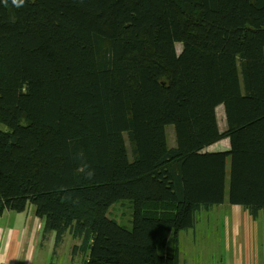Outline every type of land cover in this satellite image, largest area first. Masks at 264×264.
<instances>
[{
  "label": "trees",
  "instance_id": "16d2710c",
  "mask_svg": "<svg viewBox=\"0 0 264 264\" xmlns=\"http://www.w3.org/2000/svg\"><path fill=\"white\" fill-rule=\"evenodd\" d=\"M3 7L0 215L32 206L83 264H178L198 212L264 214V0Z\"/></svg>",
  "mask_w": 264,
  "mask_h": 264
},
{
  "label": "crops",
  "instance_id": "0c3cea01",
  "mask_svg": "<svg viewBox=\"0 0 264 264\" xmlns=\"http://www.w3.org/2000/svg\"><path fill=\"white\" fill-rule=\"evenodd\" d=\"M220 207L235 212L233 208L236 206L220 205L217 208ZM261 220H264L261 212L254 219L246 211L230 213V217L228 214L223 226L226 235L222 237L224 246L219 248L224 251L220 256H226L224 264H262L255 228ZM196 223L192 229L178 234V264H213L210 254L213 249L208 245L195 244L187 236L188 232L194 230ZM42 228L43 224L35 216L34 208L14 225L0 227V264H83L84 256L71 254L72 247L78 241L65 234L62 242L55 245V234L43 236Z\"/></svg>",
  "mask_w": 264,
  "mask_h": 264
},
{
  "label": "rangeland",
  "instance_id": "374dc122",
  "mask_svg": "<svg viewBox=\"0 0 264 264\" xmlns=\"http://www.w3.org/2000/svg\"><path fill=\"white\" fill-rule=\"evenodd\" d=\"M4 0H0V19H5L6 14L3 7ZM176 51H180V46L176 45ZM217 114V121L220 131L225 130L224 126V118H223V109L221 106H219L216 109ZM165 135L167 144L170 148H173L175 146V138H174V130L172 126H167L165 128ZM228 149V143L226 140H221L215 145H212L208 147L209 152H223ZM227 206V204H224ZM217 209V210H213ZM211 210L213 211H201L198 212L195 215V221L196 226L193 231L188 232L187 236L190 239H193L195 244L200 245H208L209 248L213 249L210 250L213 253H210L212 258L213 264H224V259L226 256H220L224 253L223 250H220L219 248H222L224 245L222 244V237H225V230L223 226L224 220H228V214L230 217V213H241L245 212L240 207H234L233 210L235 212H230L229 208H213ZM33 207L28 206L26 208V212L22 215H18L21 213H16L12 211H4L0 215V227L6 228V226H12L16 223V221L24 218L25 214L29 211H32ZM9 213V214H8ZM107 217L111 220L120 222L122 224H125V227L128 229L129 227V219H130V210H129V204L128 203H117L113 206H111L107 212ZM20 222V221H19ZM264 220H261V223L258 222L257 225H255L256 228V236L258 237V251H259V257L262 258V264H264ZM182 233V232H181ZM184 234H180V236H183ZM192 237V238H191ZM207 247V246H206Z\"/></svg>",
  "mask_w": 264,
  "mask_h": 264
},
{
  "label": "clouds",
  "instance_id": "9594fccd",
  "mask_svg": "<svg viewBox=\"0 0 264 264\" xmlns=\"http://www.w3.org/2000/svg\"><path fill=\"white\" fill-rule=\"evenodd\" d=\"M5 4H7V0H4ZM11 3L13 6L19 8V7H22L24 5V0H11ZM89 177L92 176V173L90 172L89 174Z\"/></svg>",
  "mask_w": 264,
  "mask_h": 264
}]
</instances>
